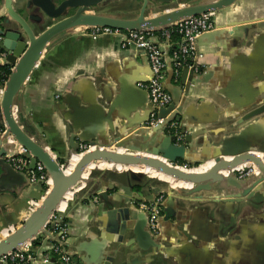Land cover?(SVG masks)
Here are the masks:
<instances>
[{"label":"crops","instance_id":"crops-1","mask_svg":"<svg viewBox=\"0 0 264 264\" xmlns=\"http://www.w3.org/2000/svg\"><path fill=\"white\" fill-rule=\"evenodd\" d=\"M28 1L13 0L14 9L25 13ZM219 1L151 0L145 17L152 19L177 8ZM144 2L135 0L139 11L134 10V4L124 3L130 14L120 18L136 20ZM212 14L219 30L198 41L205 71L188 96L183 90L190 82V72L183 69L176 77L171 60L178 37L170 41L158 38L168 53L166 90L177 110L183 108L181 124L192 127L189 154L196 161L216 155L226 139L255 126L257 131L264 127V113L247 119L264 106V0H238ZM29 23L36 35L43 32ZM83 30L71 27L47 47L13 102L14 117L22 130L62 166L69 164L68 173L80 160L76 152L80 143L100 148H142L143 152L157 148L153 142L146 143L150 141L145 132L150 98L139 86L151 75L145 54L133 46L124 48L118 37L95 41ZM5 86L0 85V108ZM0 124L6 126L1 114ZM13 142L9 134V153L15 150ZM2 158L0 235H10L29 218L26 215L31 204L43 200L48 187L30 184L28 176L1 164ZM211 165L203 166L200 172ZM95 168L118 172L88 177ZM125 170L164 183L122 172ZM83 177H88L86 188L78 184L58 208L65 209L69 224L71 264H264V193L253 195L256 180L247 182L241 198H237L239 191L226 186L221 191L172 193L173 186L185 185L172 186L166 175L143 167L97 163ZM158 190L168 194L160 220L159 248L144 252L134 235L142 216L139 200L156 197Z\"/></svg>","mask_w":264,"mask_h":264},{"label":"water","instance_id":"water-1","mask_svg":"<svg viewBox=\"0 0 264 264\" xmlns=\"http://www.w3.org/2000/svg\"><path fill=\"white\" fill-rule=\"evenodd\" d=\"M114 1L116 0H29L25 7V13H18L14 9L13 0H4L0 4V37L2 38L0 42V58L1 55H4L3 60H0V65L3 61L5 66L12 65L14 69L8 82L5 84L4 98L0 108V114L6 125L3 127L0 124V127L6 131L5 135L0 139V158L5 156L4 159L2 158L1 164H4L10 171L24 174L14 170L6 160V157L15 156L18 153L17 145H14L15 150L11 153H9L11 147L7 149L6 142L8 135L11 134L14 138L13 143L16 142L19 146L27 149L33 156L32 168H35L38 163H41L52 179V189L47 192L41 205L8 238L0 240V258L23 249L26 245L32 243L41 233H46L47 224L58 211V206L64 195L78 184H83L81 189L86 188V180L92 172L87 178L83 177L84 172L91 165H95L98 162L117 165L131 164L155 169L170 178L179 180L185 185L188 184L190 187L177 188L173 186L172 193L173 191L212 192L215 189L221 191L226 186V188H236L239 191L236 197L241 198V191L246 186V183L254 180H256L258 185L253 195L256 193H264V162L254 152V149H258L256 150L258 153L264 154V127L257 131V126H255L248 131L228 138L222 147L216 151V155L207 160L196 161L189 154L194 138L191 130L192 127L181 124L183 118L181 111L183 108L181 107L177 110L176 102L174 103V101L168 109L160 112V117L167 118L170 115V120H174L180 125L182 134L185 137L184 144L177 145L176 136L165 133V126L170 122V120H167L163 126L156 129L149 130L145 127V132L149 135L150 139L146 143L153 142L155 147H157L156 150L143 152L142 148L125 150L119 146L116 147L118 151H127L129 154L136 155L128 156L103 152L104 150L113 149L111 146L100 148L89 145L94 150L81 156L75 171L71 175L66 174V165L62 166L52 154L39 146L22 130L14 117L13 102L41 60L47 47L69 28L78 26L82 28H110L124 32H159L185 19L222 11L235 4L238 0H220L215 4L177 8L172 12L152 19L145 17L148 2L151 0H144L141 14L136 20H123L120 17H108L107 15L101 14L95 15L93 9L105 5L109 6ZM29 20L40 27L43 32L36 35ZM55 21L57 23L50 26ZM23 57H26L25 61L19 64V60ZM184 70L188 73L190 72V82L183 90L184 96H188L190 90L202 81L200 79L205 70L203 67L198 71L196 69H189L188 67H185ZM149 107V115L151 116V104ZM263 113L264 106L251 112L247 116V119ZM263 124L264 121H262L261 125ZM81 144L84 143H80L76 147L77 154H79ZM181 162L198 166L213 162V166L205 170V172L188 173L172 166V164ZM247 164L256 166L260 174L253 175L246 180H239L234 173V169L240 166H246ZM130 172L142 175L134 171ZM225 172L230 173L229 177L224 174ZM163 193L165 192L158 190L156 197ZM229 195L230 197L232 196L231 193ZM156 197L147 201L144 199H140L139 201H142V203L152 202ZM141 215L134 230L138 247L144 252L159 248L158 238L153 237L147 230L148 222L146 214L141 212Z\"/></svg>","mask_w":264,"mask_h":264},{"label":"built area","instance_id":"built-area-1","mask_svg":"<svg viewBox=\"0 0 264 264\" xmlns=\"http://www.w3.org/2000/svg\"><path fill=\"white\" fill-rule=\"evenodd\" d=\"M217 30L218 26L214 20L213 14L208 13L177 22L172 25V27L163 29L159 32H124L100 27L84 28L83 32L86 36L95 41L101 37H118L124 48L133 46L145 54L150 66L151 75L147 82L139 84V86L145 89L149 94L152 113L146 124V129L152 130L163 126L167 120H170V115L167 118H161L160 112L164 109H168L172 105V98L165 87L168 70V53L162 48L161 44L158 43L159 36L166 41H170L174 36L179 38L177 46L171 51L174 74L176 77H179L181 71L185 67L196 69L197 71L203 67L201 61L204 56L200 52L198 41L204 35L213 33ZM1 41L2 38L0 37V42ZM3 58L4 55H1L0 60H3ZM4 66L5 64L2 61L0 65V74ZM164 131L170 135L176 136L177 145L184 144L185 137L182 134L180 125L176 121L170 120L165 126ZM5 133L6 131L0 127V139ZM14 145H17L18 153L15 156L6 157L7 162L14 170L26 174L30 184H43L49 189L52 186V179L45 167L41 163H38L35 168H32L33 156L27 149L19 146L16 142ZM92 150H94L93 147L81 144L78 156H83ZM257 155L264 162V154L259 153ZM210 164H212L210 166L211 168L213 162ZM207 165L208 164L203 166ZM172 166L185 172L203 171L201 170L203 166L200 168H193L194 166L187 163H177L172 164ZM234 173L239 180H246L253 175L260 174L257 167L250 164L237 167L234 169ZM77 191H75V193ZM166 198L167 194L163 193L157 196L152 202L139 204L140 211L147 216V230L155 238L161 235L160 220L163 215ZM37 207L38 203L34 202L31 204V208ZM69 236V224L65 218V209L62 211L58 210L48 222L46 233H41L32 243H29L23 249L1 257L0 264H71L74 258L68 249Z\"/></svg>","mask_w":264,"mask_h":264},{"label":"rangeland","instance_id":"rangeland-1","mask_svg":"<svg viewBox=\"0 0 264 264\" xmlns=\"http://www.w3.org/2000/svg\"><path fill=\"white\" fill-rule=\"evenodd\" d=\"M124 3L125 4H130V6H131V4H134V5H132V7L134 8V10H136V11H139L140 10V4H136L135 3V0H126V2H123L122 4H116V5H114L113 7H109V6H107V5H105V6H103V7H98L96 10H93L94 11V13H95V15H98V14H101V15H107L108 17H125V16H129V12H130V10L127 8L128 7V5H124ZM136 4V5H135ZM122 6H126L125 8H122ZM132 10V9H131ZM148 10V9H147ZM147 13V12H146ZM114 149V148H113ZM78 158H80L81 159V156H78ZM203 165H205V164H202V165H200V166H194L193 168H200V167H202ZM68 166H69V164H67L66 166H65V168L67 169L68 168ZM109 171H111V172H118V170L117 171H112V170H108V169H99V168H95L93 171H92V174L91 175H93V174H95V173H101V172H109ZM121 172V171H120ZM122 172H130V171H127V170H125V171H122ZM68 173V172H67ZM142 174V173H141ZM90 175V176H91ZM143 175V177L144 178H150V179H153V180H155L158 184H162V183H164V181H161V180H159V179H157V178H151L150 176H148V175H146V174H142ZM51 189H52V186L48 189V191H51ZM47 195V194H46ZM41 201H42V199L40 200V201H38V206H40L41 205ZM37 208H31V210H29L28 212H27V215H26V217H29V216H31V214H33V212L36 210ZM27 219V218H26ZM17 230V229H16ZM15 230V231H16ZM11 234V233H10ZM9 237V235L8 234H2V235H0V240H3V239H6V238H8Z\"/></svg>","mask_w":264,"mask_h":264},{"label":"bare ground","instance_id":"bare-ground-1","mask_svg":"<svg viewBox=\"0 0 264 264\" xmlns=\"http://www.w3.org/2000/svg\"><path fill=\"white\" fill-rule=\"evenodd\" d=\"M25 59H26V57H23L22 59H20L19 60V64H21L22 62H24L25 61ZM103 152H108V153H113V154H119V155H128V156H136V155H134V154H129L127 151H118V150H116V149H110V150H104ZM80 161V160H79ZM79 163V162H78ZM98 163H106V162H98ZM166 163V162H165ZM106 164H108V163H106ZM114 165H117V164H114ZM119 166H134V167H143V166H138V165H119ZM169 166V165H168ZM77 167V166H76ZM76 167L74 168V170H73V172L75 171V169H76ZM169 167H171V166H169ZM143 168H145V167H143ZM147 169H149V168H147ZM88 170V169H87ZM87 170L84 172V174L87 172ZM150 170H153V171H156V172H158V173H161V172H159V171H157V170H155V169H150ZM200 170H198V171H195V172H188V173H198ZM72 172V173H73ZM72 173H67L66 172V174L67 175H71ZM161 174H164V173H161ZM164 175H166V174H164ZM84 176V175H83ZM167 176V175H166ZM170 180H171V184H172V186H173V184H179V185H185V184H183V183H181L179 180H177V179H173V178H170L169 176H167ZM185 186H189L188 184H186ZM76 187V186H75ZM74 187V188H75ZM74 188H72L70 191H72ZM69 191V192H70ZM69 192H67V193H69ZM67 193L64 195V197L67 195ZM64 197H63V199H64ZM63 199H62V201H63ZM62 201H61V203H62ZM60 203V204H61ZM60 204H59V206H60ZM59 206H58V208H59Z\"/></svg>","mask_w":264,"mask_h":264},{"label":"trees","instance_id":"trees-1","mask_svg":"<svg viewBox=\"0 0 264 264\" xmlns=\"http://www.w3.org/2000/svg\"><path fill=\"white\" fill-rule=\"evenodd\" d=\"M12 69H13L12 65H6L1 69V74H0V85L1 86H5V84L8 82L10 76L12 75ZM181 163L183 164L184 162H181ZM55 264H59V263H55Z\"/></svg>","mask_w":264,"mask_h":264},{"label":"flooded vegetation","instance_id":"flooded-vegetation-1","mask_svg":"<svg viewBox=\"0 0 264 264\" xmlns=\"http://www.w3.org/2000/svg\"><path fill=\"white\" fill-rule=\"evenodd\" d=\"M124 2V0H116V1H114V2H112L111 4H109V7H113L114 5H116V4H122ZM97 9V8H96ZM96 9H93V10H96ZM57 23V21H55V22H52V24L50 25V26H52V25H54V24H56Z\"/></svg>","mask_w":264,"mask_h":264}]
</instances>
